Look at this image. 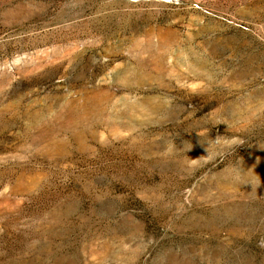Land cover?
I'll list each match as a JSON object with an SVG mask.
<instances>
[{"label": "rangeland", "instance_id": "1", "mask_svg": "<svg viewBox=\"0 0 264 264\" xmlns=\"http://www.w3.org/2000/svg\"><path fill=\"white\" fill-rule=\"evenodd\" d=\"M0 264H264V0H0Z\"/></svg>", "mask_w": 264, "mask_h": 264}]
</instances>
